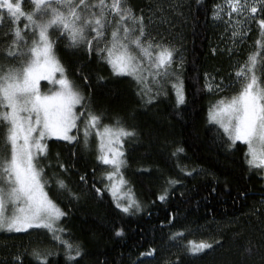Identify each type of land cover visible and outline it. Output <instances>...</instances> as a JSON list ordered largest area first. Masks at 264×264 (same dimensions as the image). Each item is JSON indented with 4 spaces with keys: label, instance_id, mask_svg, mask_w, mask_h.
<instances>
[{
    "label": "trees",
    "instance_id": "obj_1",
    "mask_svg": "<svg viewBox=\"0 0 264 264\" xmlns=\"http://www.w3.org/2000/svg\"><path fill=\"white\" fill-rule=\"evenodd\" d=\"M128 3L134 12L143 10L147 16L154 0ZM217 4L218 0H163V13L152 17V34L173 45L183 58L181 67L178 56L176 67L184 83V105L175 103L170 85L167 95L162 92L148 103V96L137 94L132 77L114 75L95 51L89 55L83 47H66L64 37L57 41V55L69 78L91 97L92 108L104 113V123L119 118L137 132L124 143L127 165L122 171L140 204L139 210L128 213L116 207L103 184L105 171L96 159V140L89 148L48 142L47 159L41 160L46 188L68 213L61 223L66 229L63 237L84 251L76 258L79 264H264V175L249 168L246 145L229 147L222 130L209 121V107L220 96L209 94L205 73L226 78L233 68L219 46V29L212 20ZM24 6L30 7L27 2ZM161 15L166 17L163 23ZM10 41V36L0 35V59ZM178 147L184 151L173 155ZM57 179L64 180L70 191L58 190ZM166 188L169 194L161 201L158 197ZM119 229L122 236L116 235ZM177 232L183 238L173 241ZM29 233L0 234V264H11L15 254L36 246L56 253L48 257L49 264H74L66 251H57L49 235ZM188 240L219 243L205 254L191 256L182 246ZM152 249L154 254L146 255ZM24 260L35 264L27 254Z\"/></svg>",
    "mask_w": 264,
    "mask_h": 264
},
{
    "label": "snow or ice",
    "instance_id": "obj_2",
    "mask_svg": "<svg viewBox=\"0 0 264 264\" xmlns=\"http://www.w3.org/2000/svg\"><path fill=\"white\" fill-rule=\"evenodd\" d=\"M25 2L30 5L28 9L24 7ZM225 3L230 18L233 14L242 18L232 26V37L240 35L243 42L247 37L243 26L257 20L254 14L264 17V0L251 3L225 0ZM216 9L213 18L220 19L223 6L217 5ZM163 11V0H154L147 16L143 10L140 14L134 12L128 0H0V35L11 37L0 59V232L29 233L30 229H45L51 233L52 240L64 247L68 261L79 264L76 258L85 255L78 243L74 245L62 238L66 229L59 222L68 213L50 197L47 181L43 179L41 160L47 159L46 141L53 137L89 148L95 136L96 159L110 167L104 173L109 181L105 187L116 207L124 213L139 210L140 204L131 188H125L128 182L122 171L127 165L125 140L135 138L137 132L119 118L104 123V113L96 112L91 97L69 78L57 55L56 44L64 37L68 42L66 47H83L89 55L95 51L114 75L132 77L137 94L142 98L148 96V103L162 92L167 95L166 85H170L175 103L184 105V83L176 67L178 51L150 30L153 15ZM165 19L160 16L161 23ZM237 25L241 26L240 31ZM5 27L7 31H3ZM9 60L14 63L4 62ZM179 62L182 67V56ZM205 77L209 92L213 88L217 93L235 89L231 95L220 96L210 105L209 121L222 129L229 147L237 142L247 146L245 158L250 169L264 170V18L258 20L255 47L235 70L230 83L221 87L222 81L216 82L209 73ZM83 78L87 81L86 76ZM41 81L59 87L45 93L41 91ZM183 151L178 147L173 155ZM60 167L68 171L65 165ZM55 183L58 190L70 191L64 180L57 179ZM96 192L102 194L101 189ZM168 194L166 188L158 199L164 201ZM72 195L78 199L77 194ZM116 235L122 236L123 229ZM183 235L177 232L171 239L175 241ZM218 243L188 240L182 246L187 254L199 256ZM73 250L75 256L71 255ZM154 252L152 249L146 255ZM25 254L35 264H49L48 257L56 253L36 246L31 252L25 249L15 254L11 264H25Z\"/></svg>",
    "mask_w": 264,
    "mask_h": 264
},
{
    "label": "rangeland",
    "instance_id": "obj_3",
    "mask_svg": "<svg viewBox=\"0 0 264 264\" xmlns=\"http://www.w3.org/2000/svg\"><path fill=\"white\" fill-rule=\"evenodd\" d=\"M251 2H252V0H249V3H251ZM217 5L223 6V11H221V13H220V17H221L220 19H214L213 15H212L213 23H214L215 27L219 29L218 30V33H219V36H220L219 40L221 41V44L219 46L221 47V45H222V51L227 53L228 57L230 59H232V61H233L232 62V64H233L232 72L229 73L228 77L224 78V77H220V76H217V75H212V76H214L216 78V82H221L222 81L223 83L221 84V87H224L225 85H228L230 83V81L234 77L235 70L240 66V64L243 63V61L245 60L247 54L249 52H251L253 50V48L255 47V40L258 38V20L260 18H264V17H262V16H260L258 14H254V15H257V20L256 21H251L250 20L247 25L243 26V30L247 31V37L243 40V42H241L240 35H238L235 38L232 37V31H233V27L232 26L236 24L237 19H241L242 20V18L236 16V14H233V16L231 18L227 15V12H228L229 9L226 6L225 0H218V4ZM25 9H27V7ZM216 10L217 9L215 7L214 8V12ZM245 15H247V13H245ZM236 27H237V30L240 31V27L241 26L237 25ZM25 31H27V30H25ZM229 50H231V53L229 52ZM56 78L57 79L59 78V73L56 74ZM43 83H46L47 85L42 86ZM58 87H59L58 85H53V84H51L48 81H41V91L42 92L49 93L50 91H55ZM229 89H226L224 92L217 93L216 89L213 88L212 92H209V91L208 92L212 96H225V95H231L235 91V89H230V90ZM227 90H229V91L226 94ZM77 110H79V106L77 107ZM213 125H215V124H213ZM215 126H217L219 128L218 125H215ZM73 131L75 132V130H73ZM81 135H82V133H81ZM52 140H58V139L55 138V137H53L51 139H48L46 141L47 144H48L49 141H52ZM91 140L92 141L96 140V137L93 136ZM60 141H62V140H60ZM237 143L243 144L242 142H237ZM103 167H104V171L105 172L110 170V167L107 166V165H103ZM261 171H262V173L264 175V170H261ZM43 179L46 180V175H45L44 171H43ZM102 180H103V184L104 185H108L109 184V181L106 179V177L104 175H103ZM128 187H129V184L127 183V185H125V188H128ZM46 190H47V188H46ZM62 220H63V218L59 222L60 226H62V224H61ZM31 231H33V232L40 231V232H42V233H44L46 235H49L51 237V233H49L45 229H30L29 232H31ZM0 234H5V232H0ZM62 238L64 239L63 236H62ZM54 242H55V246L57 248V251L58 250L59 251L60 250L61 251H66L64 249V247L59 244L58 241H54Z\"/></svg>",
    "mask_w": 264,
    "mask_h": 264
}]
</instances>
